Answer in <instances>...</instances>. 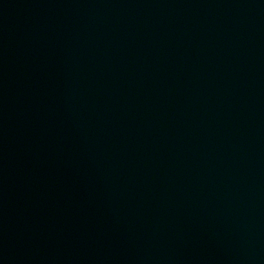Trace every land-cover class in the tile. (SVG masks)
I'll return each mask as SVG.
<instances>
[{
    "label": "water",
    "instance_id": "1",
    "mask_svg": "<svg viewBox=\"0 0 264 264\" xmlns=\"http://www.w3.org/2000/svg\"><path fill=\"white\" fill-rule=\"evenodd\" d=\"M0 264H264V0H0Z\"/></svg>",
    "mask_w": 264,
    "mask_h": 264
}]
</instances>
